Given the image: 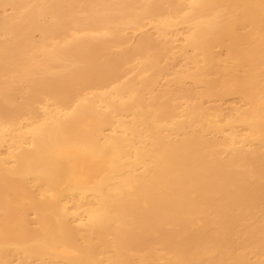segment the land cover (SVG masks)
Segmentation results:
<instances>
[{"label": "bare ground", "instance_id": "1", "mask_svg": "<svg viewBox=\"0 0 264 264\" xmlns=\"http://www.w3.org/2000/svg\"><path fill=\"white\" fill-rule=\"evenodd\" d=\"M0 264H264V0H0Z\"/></svg>", "mask_w": 264, "mask_h": 264}, {"label": "rangeland", "instance_id": "2", "mask_svg": "<svg viewBox=\"0 0 264 264\" xmlns=\"http://www.w3.org/2000/svg\"><path fill=\"white\" fill-rule=\"evenodd\" d=\"M7 13H11V11L10 10H7ZM152 26H149V27H146L145 29H144V32H154V29L153 28H151ZM181 31H182V28H181ZM140 35V32L139 33H136V37H138ZM39 38V35L37 34L36 35V39H38ZM178 40L180 41L181 40V38L179 37L178 38ZM180 44H182L181 42H178L176 45H180ZM171 61L167 58V60H165L163 63H162V66H168V63H170ZM178 62H180V61H177L176 63H174V64H178ZM136 66V63H134V64H132L131 66H129L128 67V71H131V70H133V68ZM175 66H177V65H175ZM132 76V73H128L127 74V77L126 78H130ZM168 79V78H167ZM159 81L161 82V83H164L165 82V80H164V78L162 77H160L159 78ZM236 103L237 102H234L232 99H230V100H228V102L226 103V105H225V107H230V106H233V105H236ZM29 222H30V224H32V227H36V224L34 223L35 222V215H33V214H29Z\"/></svg>", "mask_w": 264, "mask_h": 264}]
</instances>
